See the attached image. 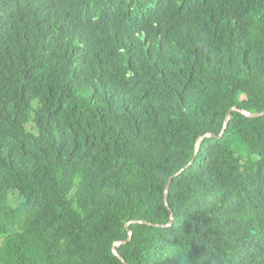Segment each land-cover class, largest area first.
Here are the masks:
<instances>
[{"label": "trees", "instance_id": "trees-1", "mask_svg": "<svg viewBox=\"0 0 264 264\" xmlns=\"http://www.w3.org/2000/svg\"><path fill=\"white\" fill-rule=\"evenodd\" d=\"M233 107L264 111V0H0V264H123L134 220L126 264H264Z\"/></svg>", "mask_w": 264, "mask_h": 264}, {"label": "water", "instance_id": "water-1", "mask_svg": "<svg viewBox=\"0 0 264 264\" xmlns=\"http://www.w3.org/2000/svg\"><path fill=\"white\" fill-rule=\"evenodd\" d=\"M232 112H239L241 114H243L244 116L248 117V118H252V119H255V118H259V117H262L264 116V111L263 112H260V113H252V112H249V111H246V110H239L235 107H233L232 109H230L225 117V120H224V124H223V129H222V133L221 135L224 133V131L226 130L228 124H229V121H230V118H231V114ZM214 135L213 134H205L201 137H199L197 140H196V143H195V152L197 153L199 151V147H200V144L202 143V141L205 139V138H210V137H213ZM192 163V162H191ZM190 163V164H191ZM189 164V165H190ZM188 165V166H189ZM183 171V170H182ZM181 171V172H182ZM180 172V173H181ZM179 173V174H180ZM177 174V175H179ZM176 175V176H177ZM174 176L173 177H170L167 185H166V189H165V193H164V204L166 206V208L168 209V211L170 212V216H171V219H173V212L172 210L170 209L169 207V204H168V200H167V196H168V191H169V188H170V185H171V182L173 180ZM133 224H146V222L144 221H138V220H134V221H130L128 222L126 225H125V229L128 233V236L129 238L126 240V241H117L113 244V247H112V253L113 255L118 259L120 260L123 264H126V262L124 261V259L119 255L118 253V248L121 247L122 245H126L128 244L131 239H132V231L130 230V226L133 225ZM171 225V222L168 224V226Z\"/></svg>", "mask_w": 264, "mask_h": 264}]
</instances>
